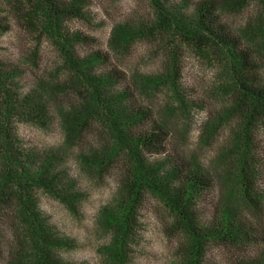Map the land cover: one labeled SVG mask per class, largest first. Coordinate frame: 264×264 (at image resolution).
Instances as JSON below:
<instances>
[{
  "label": "rangeland",
  "instance_id": "rangeland-1",
  "mask_svg": "<svg viewBox=\"0 0 264 264\" xmlns=\"http://www.w3.org/2000/svg\"><path fill=\"white\" fill-rule=\"evenodd\" d=\"M57 1L67 10L74 6L81 11L63 17L61 32L73 40L82 33L99 44H77L75 54L87 55L93 48L108 52L109 67L126 75L138 107L168 134V152L147 159L200 166L213 178V190L202 198H214V212V206L230 205L249 222L264 226L242 203L233 181L239 127L238 118L227 114L232 91L226 59L205 43L208 54L197 49L170 17L194 22L197 5L214 1L221 23L246 49L264 85V0ZM43 7L40 0H0V71L9 75L5 91L0 88V176L4 168L15 175H37L51 159L55 177L52 189L37 181L24 182L25 191L15 182L7 185L9 197L0 201V264H29L32 257L19 208L24 195L37 205L57 264H186L187 237L151 192L137 201L126 228L119 226L131 175L129 156L116 146L102 166L96 164L116 145L96 117L77 134L69 133L65 117L81 108L90 87L65 64L57 37L44 28L48 18ZM123 29L128 34L119 38L117 31ZM120 90L114 87V93ZM19 96L27 98L26 104ZM30 100L44 108L45 121L27 115ZM258 138L262 154L264 128ZM258 186L264 192V167ZM211 207L204 201L197 206L201 222L208 220ZM258 234L248 233L242 249L211 243L203 264L258 256L264 247Z\"/></svg>",
  "mask_w": 264,
  "mask_h": 264
},
{
  "label": "trees",
  "instance_id": "trees-1",
  "mask_svg": "<svg viewBox=\"0 0 264 264\" xmlns=\"http://www.w3.org/2000/svg\"><path fill=\"white\" fill-rule=\"evenodd\" d=\"M40 1L48 18L44 28L57 37L65 64L90 87L88 99L81 108L65 117L69 133L77 134L83 125L85 127L96 117L107 128L109 137L111 136L116 144L111 151L104 152L103 159L97 158L96 164L102 166V160L110 158L111 152H116V146L129 156L131 175L124 189L123 201H126V204L121 208L119 226L126 228L127 220L133 214L137 201L149 191L163 202L173 216V225L180 227L186 235V264H203V253L211 243L242 249L250 232L261 233L258 236L264 246V226H258L261 223L256 222L257 225L249 222L230 205H213L214 212L211 207L214 198H202L214 187L213 178L206 170L187 160L162 164L147 159L154 155L163 157L168 152L170 144L166 131L138 107L135 95L127 84L126 75L117 67H109L111 56L108 52L97 47L98 49L93 48L94 51L87 55L75 54L77 44H87L90 47L99 45L95 39L85 34L75 35L73 40L61 32L63 17L81 11L73 8L74 6L67 10L57 0ZM170 17L173 25L183 32L197 49L208 54L205 46H202L205 43L213 50L217 49L226 59V76L229 77L232 91L227 114L238 118L239 127L234 148L240 154L234 165L233 181L242 203L253 213L254 219L257 217L263 222L264 192L259 190L258 183L261 169L264 167V152L260 154L262 149L256 142L259 139V130L264 128V85L259 80L258 67L250 62L246 49L241 48L238 39L221 23L214 1L197 5L194 10V22L185 23L176 15L170 14ZM117 32L119 38H125L128 34L126 29ZM8 77V74L0 71V88L4 91ZM116 86L121 92L114 93ZM35 92L34 99L37 97ZM19 99L21 103L26 104L27 98L19 96ZM32 102L34 100L27 103V115L30 118H38L41 122L45 121L44 108ZM45 164L37 175L27 172L26 175H15L4 168L0 176V201L5 202L9 197L6 187L10 184L12 186V182L24 191L23 183L27 184L28 181L42 182L49 188H54L55 177L50 175L51 159ZM168 164L170 167L166 168ZM27 192L29 193L28 189ZM203 201L212 208L205 223L201 222L196 212L197 206ZM19 208L32 243L33 251L29 264H57L53 261L54 246L46 227L39 220L37 205L29 195H24L20 196ZM261 250L258 256L244 254L240 258L233 257L231 264H264V247Z\"/></svg>",
  "mask_w": 264,
  "mask_h": 264
}]
</instances>
